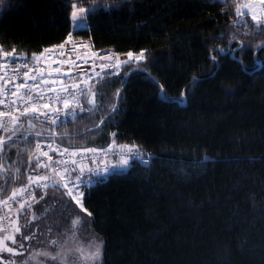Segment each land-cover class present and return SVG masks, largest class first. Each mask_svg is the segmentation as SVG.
<instances>
[{
	"label": "trees",
	"instance_id": "trees-1",
	"mask_svg": "<svg viewBox=\"0 0 264 264\" xmlns=\"http://www.w3.org/2000/svg\"><path fill=\"white\" fill-rule=\"evenodd\" d=\"M73 4L90 10L78 29ZM69 37L113 59L144 56L106 63L89 83L96 107L82 96L85 111L57 126L58 143L114 141L151 160L95 179L81 198L91 216L61 187L38 191L19 209L21 233L9 226L17 253L0 251L5 263L33 264L48 239L78 234L103 241L102 264H264V29L234 0H0L5 51L32 57ZM21 121L5 135L0 204L29 176L52 175L36 167L44 128Z\"/></svg>",
	"mask_w": 264,
	"mask_h": 264
},
{
	"label": "snow or ice",
	"instance_id": "snow-or-ice-1",
	"mask_svg": "<svg viewBox=\"0 0 264 264\" xmlns=\"http://www.w3.org/2000/svg\"><path fill=\"white\" fill-rule=\"evenodd\" d=\"M234 6H235V12L237 16H250L251 20L254 22V27L257 30L264 29V0H234ZM73 11H72V20L74 22L75 27H80L85 20V16L81 15L79 17V22H77L78 19V13L85 14L89 9H85L84 7H79L77 9L76 4L72 5ZM71 39V37H69ZM59 48L63 49L64 44L58 45ZM49 49H44V52H48ZM43 55V53L39 54ZM128 58L131 60L133 59V53L131 51L127 52ZM144 56V52H140L138 56L135 57L136 60L142 59ZM7 57H12L13 60H26L27 56L24 54H17L16 49L12 48L9 51H5L3 46L0 45V68L4 69L3 73H0V81H3V85H0V106L4 108V110H0V130H3L6 133H12L13 135L19 130L20 127H22V121L21 117L25 116H35L36 119H39L40 116H45L51 124L55 125L57 123V117L61 114V109L56 108L54 109L55 115H52L50 113H45L42 111V109H49L50 104L53 102L56 103H62L63 105V115L66 117H71L72 119H75L77 116V111L83 112L85 111L84 104L81 102V96L84 97H90L87 99V103L91 106L88 110L91 111L96 107V92L93 90L92 87H89L87 84H85V87L81 88L78 83H73L71 85L65 84V86L55 89V88H41V85H48V84H55V79H46L42 75L39 77L36 75H30L32 72H40L43 73L44 69L41 68H32L27 63L24 64H16L15 71L12 73L14 76L19 79V77L22 75L25 79L23 82L15 83L11 78H5L7 76L8 70L13 67L11 61L6 59ZM39 56L37 54L32 55V60L36 61L38 60ZM107 59L108 57H104ZM118 59V57H117ZM21 68H28L27 72H20ZM52 71L56 73H60L61 69L59 67L53 69ZM71 72V69H69V73ZM51 75V74H49ZM67 75V73H66ZM58 78V77H57ZM84 77H79L80 81H84ZM89 79H95V77H89ZM28 80L32 81H38L33 84H29ZM13 83L15 84V90L11 93L8 92V89L6 87L7 84ZM62 84H64L63 81H61ZM69 88H71V91H69ZM35 90V95H33V92ZM47 92H53L54 95L48 96L47 102L45 101V95ZM119 95V93H117ZM9 96L15 97V99H9ZM18 106V107H17ZM19 110V115H15L14 113ZM7 118V119H5ZM27 123L30 127H34V124L31 119H28ZM63 123V121H61ZM41 133L37 132L36 135H40ZM115 135V134H113ZM11 139V137H9ZM6 141L3 138H0V152L4 151V145ZM40 144H36V150H40ZM51 148V145L48 146ZM113 148L116 147L115 142L113 141ZM119 148L123 151L124 149H127V153L132 154L133 149L136 148L135 145L129 146V145H119ZM52 151H56V149H52ZM69 149L65 148L63 149V152H61V155L68 153ZM84 151L95 153L97 151L94 147L85 148ZM44 156H48L47 152L42 153ZM77 153L72 152L71 155L75 156ZM49 160H51V157H48ZM66 163V162H65ZM75 163V162H74ZM128 159L126 155L121 156V166L127 165ZM36 167H45L48 168L50 165H41L39 163V158L37 157V164ZM3 168V165L0 164V169ZM53 175H45L42 177H28L29 183L33 182L34 180H43L48 181L52 180V187L55 189L56 187H68V183L61 184V180H68L69 182H72L69 177L62 174L58 169L52 168L51 169ZM75 171V169H73ZM64 172H67V169H64ZM79 172L81 175L84 172V166H79ZM81 175L76 176V180L80 181V183H83V180L81 179ZM59 176L60 180H57L55 177ZM45 188L48 187L47 184L43 185ZM37 187H40L38 184ZM26 189H19L14 190L12 193V197L10 199H14L18 194H23V192ZM81 208V211H85L88 216H91V212H87V210L83 207V204L81 203V199L83 197L82 192H78L73 194V191L69 189L67 193ZM34 199V197H33ZM2 203L7 204L8 201L5 200ZM25 203L20 204V209H25ZM82 221L80 218H77L73 221L74 228H78ZM85 226L87 224L85 223ZM21 225H19L18 221L14 222V228L13 231L17 234L21 233ZM6 231V229L3 228L2 225H0V232ZM31 236H24L23 239L29 240L31 239ZM11 239L13 244H16L17 241L14 236H4L3 239H0V251L4 250L6 248L7 252L15 254V250L12 247L6 246V241ZM53 246H57V241L53 240L52 242ZM21 248L23 247V244L19 245ZM103 241L100 240L96 242L93 245H88L87 249L84 247H79L74 250L67 249L63 244H60L57 247V251L55 253H51L48 251H43L36 253L38 256H43L46 258H49L53 261H58L59 264H68V257L72 254V251H75L78 253V259L82 262V264H98V262L101 260L102 257V250H103ZM11 264H15V262H11ZM27 264V262H25ZM73 264H75V261H73Z\"/></svg>",
	"mask_w": 264,
	"mask_h": 264
},
{
	"label": "built area",
	"instance_id": "built-area-1",
	"mask_svg": "<svg viewBox=\"0 0 264 264\" xmlns=\"http://www.w3.org/2000/svg\"><path fill=\"white\" fill-rule=\"evenodd\" d=\"M64 44V48L61 49L58 45L53 46L49 49L48 52H41L37 53L39 56L38 60L33 61L32 57H27L26 60H13L12 57H7L9 61H11L13 67L8 70L7 78H11L15 83H20L24 81V77L21 75L19 79L14 76L12 73L15 71L16 64H24L27 63L32 68H41L44 69L43 73L40 72H32L30 75H36L39 77L42 75L46 79H55L56 83L48 84V85H41V88H55L59 89L65 84L71 85L73 83H78L81 88L85 87V84H89L91 76V71L96 70L102 62L112 58V53L108 50H97L95 49L89 42L82 41V40H73L70 42L61 43ZM43 53V55H39ZM19 54V53H17ZM104 57H108L105 59ZM59 67L61 69L60 73H56L52 71L53 69ZM69 69L71 72L69 73ZM28 68H21L20 72H27ZM4 69L0 68V73H3ZM67 73V75H66ZM51 74V75H49ZM83 76L85 79L84 81H80L79 77ZM58 77V78H57ZM64 82V84L61 83ZM38 81L28 80L29 84L36 83ZM0 85H3V81H0ZM8 92L11 93L15 90V84L9 83L6 85ZM71 91V88H69ZM35 95V90L33 92ZM54 95L53 92H47L45 95V101L47 102L48 96ZM9 99H15V97L9 96ZM18 107V106H17ZM60 108L61 114L57 117V123L55 125L48 122L45 116H40L39 119H36L35 116H25L21 117V120L31 119L33 123H37L41 125L44 129V133L47 136V141H43L40 143V150L38 151L40 164L41 165H50V167L45 168L42 167L43 170H51L52 168L58 169L62 174L69 177L72 182L68 180H61L60 183H68V187L64 188L61 186L62 189L69 191L71 189L73 193L82 192L84 193L88 190L95 182V179L105 176L113 171L116 170V167L113 165L114 161L121 162V156L126 155L128 159V163L136 162L140 165L147 166L150 163L151 156L145 150L136 147L133 149V153H127V149L123 151L117 147L113 148L108 146L104 149H97L95 153L86 152L84 149L78 151H68L61 155L64 146L58 143L57 141V126L61 124V121H66L71 119V117H66L63 115V105L62 103L53 102L50 104L49 109H42L45 113H50L55 115L54 109ZM0 110H4L2 106H0ZM81 113L77 111V114ZM15 115H19V110H17ZM7 119V118H5ZM6 132L1 130L0 138L5 140ZM51 145V148L48 146ZM5 147V145H4ZM52 149H56V151H52ZM4 152V151H3ZM3 152H0V160L3 156ZM47 152L48 156H44L42 153ZM72 152H76L75 156L71 155ZM48 157L52 159L49 160ZM66 162V163H65ZM75 162V163H74ZM84 166V172L81 175L79 172V166ZM64 169H67V172H64ZM75 169V171H73ZM81 175V179L83 183L76 180V176ZM45 175H38V177H42ZM59 180L60 177L58 176ZM40 187H37V185ZM47 184L48 187L51 186V181H43V180H34L31 184L26 188L23 194H18L14 199H10L12 195L7 199L9 201L16 202L19 204L26 203L27 201L33 199L36 192L46 189L43 185ZM47 187V188H48ZM0 225L3 226L4 229H8V219L6 211H3L0 214Z\"/></svg>",
	"mask_w": 264,
	"mask_h": 264
},
{
	"label": "rangeland",
	"instance_id": "rangeland-1",
	"mask_svg": "<svg viewBox=\"0 0 264 264\" xmlns=\"http://www.w3.org/2000/svg\"><path fill=\"white\" fill-rule=\"evenodd\" d=\"M81 15L85 16V14L78 13L77 22H79V17ZM83 26H84V23L80 27H83ZM80 27H75L74 26V22L72 20V28L73 29H78ZM69 40H71V39H69ZM73 40H76V39H73ZM135 57L136 56H133V59L130 60L128 58V56L125 55V56H122V57H118V59L116 57L114 59L106 60L96 70L91 71V76L92 77L100 76L103 73L102 71H104L105 68L111 67V66H107L106 65L107 62L110 63L109 65H114L116 68H119V67H121L122 64H124L126 62H131V61H133V62L136 61L137 62V61L142 60V59L136 60ZM88 86H89V84H88ZM88 98H90V97H88ZM114 163H113L114 166L121 165V164H118V163H116V165H115ZM73 194H75V193H73ZM13 201L14 202L8 201L9 204L8 203L7 204H4V203H1L0 204V211L2 209H4L8 213V218H9V221H10V225H9L10 227H11V225L14 226V222H17L18 221V223H19L20 203L18 204L16 202V200H13ZM27 204L29 205V203H27ZM9 210L11 211V214H12L11 216H9V212H8ZM44 211H46V209H43L40 212L41 213H45ZM40 212L39 211L36 212L35 215L37 216L38 214H40ZM10 227H9V231H7V232L2 231L3 232V235L2 236H1L2 233H0V239H3L4 236H11ZM9 240H11V239H9ZM53 240L54 239H50V240L48 239L47 240V246H48V248L40 249L41 247L39 246V248L37 250H34V251L30 252L28 254V260L31 261L33 264H59L58 261H53V260H51L49 258H46V257H43V256H38V255H36V253L43 252V251H48V252H51V253H55L57 251V247L60 244H63L69 250H74V249L79 248V247H84L85 249H87V246L88 245H93L94 246V244L96 242L100 241L101 239L99 237H97V236H95V237H89V238L85 239V238L80 237L78 234H74V235H71V236H67L62 241H57L58 239H55L58 242L57 243V246H53L52 245L51 242ZM6 246H7V244H6ZM4 250L7 252L6 248ZM7 253H9V252H7ZM15 253H17V251H15ZM73 261H75V264H82V262L78 259V253H76L75 251H72V254L68 257V264H73ZM102 263H103V260H102V257H101V260L98 262V264H102Z\"/></svg>",
	"mask_w": 264,
	"mask_h": 264
},
{
	"label": "crops",
	"instance_id": "crops-1",
	"mask_svg": "<svg viewBox=\"0 0 264 264\" xmlns=\"http://www.w3.org/2000/svg\"><path fill=\"white\" fill-rule=\"evenodd\" d=\"M114 163V162H113ZM116 163L118 164H121L120 162H115L114 164L116 165ZM129 164L127 165H124V166H121V165H118L116 166L117 169H122V170H126L128 168Z\"/></svg>",
	"mask_w": 264,
	"mask_h": 264
},
{
	"label": "water",
	"instance_id": "water-1",
	"mask_svg": "<svg viewBox=\"0 0 264 264\" xmlns=\"http://www.w3.org/2000/svg\"><path fill=\"white\" fill-rule=\"evenodd\" d=\"M0 263L6 264L5 261L3 260V258L1 256H0Z\"/></svg>",
	"mask_w": 264,
	"mask_h": 264
},
{
	"label": "bare ground",
	"instance_id": "bare-ground-1",
	"mask_svg": "<svg viewBox=\"0 0 264 264\" xmlns=\"http://www.w3.org/2000/svg\"><path fill=\"white\" fill-rule=\"evenodd\" d=\"M70 41V40H69ZM110 51V50H109Z\"/></svg>",
	"mask_w": 264,
	"mask_h": 264
}]
</instances>
